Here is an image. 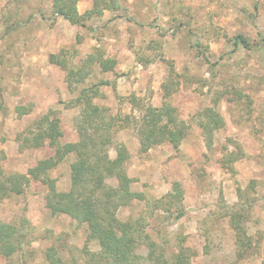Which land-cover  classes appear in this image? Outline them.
Returning a JSON list of instances; mask_svg holds the SVG:
<instances>
[{"label":"rangeland","instance_id":"374dc122","mask_svg":"<svg viewBox=\"0 0 264 264\" xmlns=\"http://www.w3.org/2000/svg\"><path fill=\"white\" fill-rule=\"evenodd\" d=\"M94 9L82 27L57 15L55 0H0L3 167L26 173L52 153L48 147L22 151L17 140L51 108L63 122L65 141L78 138L76 119L82 107L68 104L84 84L106 80L110 84L101 85L94 103L122 125L115 139L127 143L132 189L143 195L122 205L117 216L149 234L168 260L189 248L192 264H264V46L247 49L233 41L243 35L263 44L264 0H79L81 14ZM97 50L117 60L115 70L95 68L87 82L73 88L68 70L50 60L51 54H61L69 67L79 66ZM165 87L172 90L169 96ZM214 100L224 125L208 147L200 113L214 106ZM165 101L186 122L188 134L177 149L163 143L141 155L134 120L147 106L160 107ZM19 105L32 106V111L19 117ZM109 153L117 155L114 147ZM228 159L232 169L223 166ZM70 165L51 174L60 191L70 189L63 179ZM175 182L184 197L169 211L166 196ZM47 193L46 184L32 180L23 194L0 202L3 221L26 220L30 243L11 261L0 255V264H51L46 252L52 246L63 264H88L91 255L84 249L100 251L99 243L89 240L86 224L52 214ZM236 205L248 212L244 230H237L251 238L250 249L241 246L248 240L234 231L227 216ZM238 245L248 249L246 256H240ZM143 247L139 253L147 256Z\"/></svg>","mask_w":264,"mask_h":264},{"label":"trees","instance_id":"16d2710c","mask_svg":"<svg viewBox=\"0 0 264 264\" xmlns=\"http://www.w3.org/2000/svg\"><path fill=\"white\" fill-rule=\"evenodd\" d=\"M78 2L79 0H55V12L72 25L86 27L88 16L96 10L81 14L78 10ZM97 13L101 14L102 11L99 10ZM233 41L235 47L242 45L247 49L264 46V38L263 44L251 43L243 35H236ZM60 56L61 54H51L50 60L68 70L66 78L70 88L87 82L95 72V68L105 73L114 71L117 64L116 59L106 57L99 50L89 54L79 66L69 67ZM109 84L110 82L106 80L90 86L84 84L77 98L69 102L70 107H82L76 119L79 135L77 141L63 142L62 120L53 108L36 119L24 133V137L19 134L17 140L20 150L48 145L54 153L38 160L26 173L7 172L2 165L5 155H2L0 202L4 197L23 194L32 180L41 181L48 187L46 206L52 214H67L78 222L86 224L89 229V240L99 243L100 251L97 253H91L88 247L84 249L87 255H91L88 264H140L142 262L138 260L146 258L159 261L152 262L155 264H192L191 257L194 254L189 248H182L172 260H168L164 251L158 250L157 243L149 234L139 233L140 229L135 223L122 221L117 216V211L122 205L129 204L134 199H141L143 195L132 189L134 180L127 170V163L131 158L129 149L126 144L115 139L117 126L122 125L117 124V118L110 115L106 108L94 103V98L100 95L101 85ZM165 89L166 96H169L172 90L170 88L167 90V87ZM213 103L214 106H209L200 113L202 134L208 147L213 146L215 130L224 125V118L216 107L218 100H214ZM16 111L18 116L22 117L32 111V106L19 105ZM134 121L141 155L163 143H170L174 148H179L189 129L186 122L179 119L175 107L167 101L160 107L147 106L144 114ZM2 141L3 138H0V143ZM113 147L117 152L115 158L109 153ZM71 155L75 157L71 163V186L67 191H60L57 188V180L51 177L50 171ZM231 161L224 160L223 166L230 169ZM240 196H243V192H240ZM166 197L168 210L171 211L173 206L182 203L184 189L175 182ZM236 207L234 211L228 210L227 216L230 217L231 227L238 232L237 229L244 230L249 216L245 206L236 205ZM182 215L183 212H180L177 217ZM27 227L26 220L8 223L0 218V255L11 261L16 254L20 256L23 254L25 245L29 243L26 241L29 231ZM245 233L240 237L248 240V244L241 242V246L250 249L253 247V241ZM145 245L148 249L147 256L139 253V249ZM239 248L240 256H246L244 253L248 249L243 250L240 246ZM55 250L54 246L47 249L48 260L51 264H63L62 257ZM16 264L23 263L16 262Z\"/></svg>","mask_w":264,"mask_h":264},{"label":"crops","instance_id":"0c3cea01","mask_svg":"<svg viewBox=\"0 0 264 264\" xmlns=\"http://www.w3.org/2000/svg\"><path fill=\"white\" fill-rule=\"evenodd\" d=\"M114 70H115V68H114ZM109 72H111V71H109ZM105 73H108V72H105ZM98 105V104H97ZM99 106H101V105H99ZM101 107H104V106H101ZM62 126H63V122H62ZM63 131H64V129H63ZM78 132V131H77ZM119 132V131H118ZM117 132V133H118ZM79 139V135H78V138H76L75 137V139L73 140V141H77ZM63 142H70V141H65V132H64V137H63ZM124 143V142H123ZM125 144V143H124ZM126 146L128 147V145H127V143H126ZM45 147H48L49 149H51L52 150V153L49 155V156H51L53 153H54V150L51 148V147H49L48 145H44V146H42V147H38L39 149H42V148H45ZM33 149V148H32ZM22 151H24V150H22ZM48 156V157H49ZM73 155H71V156H69L67 159H65L63 162H61L56 168H54V169H52L51 171H50V175L52 174V172L54 171V170H56V169H61V167H63V166H65L66 165V163H69V165L72 163V161H73ZM47 158V157H46ZM44 159V158H43ZM130 160H131V158H130ZM129 160V161H130ZM70 167H71V165H70ZM129 173V172H128ZM130 175V174H129ZM65 177L63 178L65 181H66V184L68 185V187H70L71 186V171H70V173L68 172L66 175H64ZM38 182V184H40L41 183V181H37Z\"/></svg>","mask_w":264,"mask_h":264}]
</instances>
